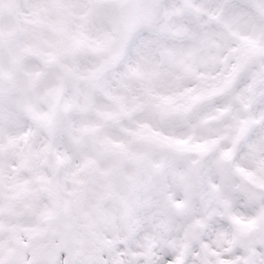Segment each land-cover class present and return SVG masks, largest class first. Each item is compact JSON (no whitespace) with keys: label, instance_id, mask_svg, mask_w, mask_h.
Returning <instances> with one entry per match:
<instances>
[{"label":"snow or ice","instance_id":"6c2138e0","mask_svg":"<svg viewBox=\"0 0 264 264\" xmlns=\"http://www.w3.org/2000/svg\"><path fill=\"white\" fill-rule=\"evenodd\" d=\"M0 264H264V0H0Z\"/></svg>","mask_w":264,"mask_h":264}]
</instances>
